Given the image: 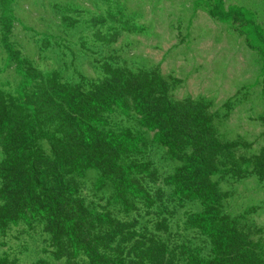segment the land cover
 <instances>
[{
    "label": "rangeland",
    "instance_id": "374dc122",
    "mask_svg": "<svg viewBox=\"0 0 264 264\" xmlns=\"http://www.w3.org/2000/svg\"><path fill=\"white\" fill-rule=\"evenodd\" d=\"M112 93L110 119L100 112ZM101 137L109 145L90 146ZM139 139L144 150L121 164L140 171L142 198L122 201L124 182L105 173L112 148ZM263 149L264 0H0V264L210 257L204 202L164 200L189 154L235 175L216 172L208 202L264 252ZM13 206L46 217L9 225Z\"/></svg>",
    "mask_w": 264,
    "mask_h": 264
},
{
    "label": "trees",
    "instance_id": "16d2710c",
    "mask_svg": "<svg viewBox=\"0 0 264 264\" xmlns=\"http://www.w3.org/2000/svg\"><path fill=\"white\" fill-rule=\"evenodd\" d=\"M112 94L113 96L111 99H109L110 97H106V104L104 106L105 109L103 112H100L103 117L108 114L110 119H112L111 114L114 108H118L117 95L115 93ZM204 123H206L205 128H207L208 132H215L213 126L214 122L211 119L206 120ZM83 127V123H80V129ZM110 132L112 133V139H114V132ZM89 134L91 135L92 133ZM162 140L167 144V137ZM169 141L172 144V138ZM158 142L160 141L158 140ZM105 143L108 144L105 139L101 137L97 142H93L90 146H102ZM143 145L144 144L140 139L139 142H135L129 150L125 147L112 148L111 145L114 152V158L110 161L112 169L108 168L110 171H106L105 177L115 178L119 183L124 182L123 186H119L121 188L125 187L122 195L119 196L122 201H127L128 194L137 198H142L141 192L143 191L139 192V189L132 186L140 182L136 178L140 171H136V173H134V168L136 166L122 165L121 158L127 155H139L144 150ZM177 156L179 157V155ZM199 157L200 156L189 154L186 161H183V165L178 166L177 170L171 174L165 188H163L165 195L164 200L171 198L178 199V201L172 204L171 209H174L176 206L183 204L184 202H199V200L204 202V210L201 211L203 213L198 216L206 217L207 221L200 223V225L198 223V226L205 230V233L202 234L201 238L208 239L211 242L213 252L211 256L208 257L209 255L205 254L202 249H198L194 251L193 257H190L188 254L184 255V261L178 262V264L183 262H185V264H217L216 260H218V264H264L263 245L259 244L256 246L255 243L242 241L241 238L237 236L236 232H232V230H230L228 222L229 219L224 222H218L216 214L220 212V208L208 202L211 200L209 196H215V192H219L215 185L211 182V179L216 176V172L217 176L219 174H225L227 176L235 175L233 173L229 174L226 167H220L218 168V171H216L212 162H210L207 169L201 170L203 168L201 165H198L199 163H197ZM262 161L264 162V156ZM148 166L149 167L137 166V168L141 169V174H147V170H150L151 168V165ZM119 170L123 171L128 179L119 180V177L117 176V172ZM112 173H115V177L112 176ZM152 173L156 176L160 183L163 181L161 180L162 176L155 170L152 171ZM244 174H246V171L241 170L236 173V176L241 177ZM157 179L155 180L157 181ZM156 181H154V183H156ZM145 193L147 194V192ZM245 209L246 205L244 203L236 205L233 215L234 219H242L246 215L244 212ZM40 217L45 218L46 212L39 209H29V211L23 212L20 211V208L17 206H13L10 210H8L7 215H2L1 213L2 220L8 222L9 225L19 223L20 221L33 223V221L41 220ZM209 217L211 219H209ZM196 241H198V238H196Z\"/></svg>",
    "mask_w": 264,
    "mask_h": 264
}]
</instances>
